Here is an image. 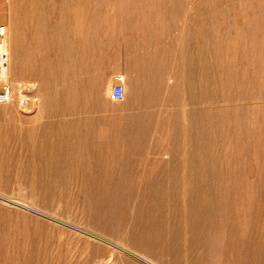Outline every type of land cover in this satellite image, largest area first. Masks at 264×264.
Wrapping results in <instances>:
<instances>
[{"label": "rangeland", "instance_id": "obj_1", "mask_svg": "<svg viewBox=\"0 0 264 264\" xmlns=\"http://www.w3.org/2000/svg\"><path fill=\"white\" fill-rule=\"evenodd\" d=\"M0 25V264H264V0H0Z\"/></svg>", "mask_w": 264, "mask_h": 264}, {"label": "built area", "instance_id": "obj_2", "mask_svg": "<svg viewBox=\"0 0 264 264\" xmlns=\"http://www.w3.org/2000/svg\"><path fill=\"white\" fill-rule=\"evenodd\" d=\"M8 28L0 25V104L10 103L14 98L12 85L6 83L9 70L10 56L7 49ZM125 98L124 78H119L111 92L110 100L121 102Z\"/></svg>", "mask_w": 264, "mask_h": 264}, {"label": "bare ground", "instance_id": "obj_3", "mask_svg": "<svg viewBox=\"0 0 264 264\" xmlns=\"http://www.w3.org/2000/svg\"><path fill=\"white\" fill-rule=\"evenodd\" d=\"M7 49H8V52H9L8 43H7ZM9 72H10V64H9L8 74H7V77H6V83H8V84H10V81H9Z\"/></svg>", "mask_w": 264, "mask_h": 264}]
</instances>
